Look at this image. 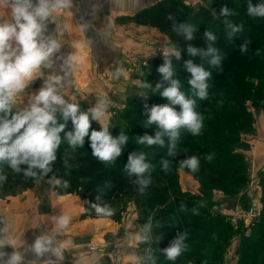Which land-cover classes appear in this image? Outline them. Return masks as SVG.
<instances>
[{"label": "trees", "instance_id": "trees-1", "mask_svg": "<svg viewBox=\"0 0 264 264\" xmlns=\"http://www.w3.org/2000/svg\"><path fill=\"white\" fill-rule=\"evenodd\" d=\"M221 2L220 9L227 6L237 15L228 19L234 24H242L243 31L229 36V28L221 20V23H211L205 11L192 12L190 8L181 0H163L156 4L138 11L133 16L127 18L138 24L148 25L157 28L160 32L172 38L177 46L182 50L181 59L173 58V66L179 69L177 79L187 82L191 79V73L186 70L185 62L189 59L196 66H203L205 70L212 73L209 79V99L203 100L198 105L199 112H209L214 110L211 105L217 104L222 107L221 112L217 111L215 120L205 117L204 127L199 136H192L187 130L181 129L180 137L176 143V157L168 156L169 146L165 137V146L148 147L137 143L138 136L144 133L155 134L156 129L145 128H114L110 132L113 136L119 135L123 131L128 135V143L122 149V154L114 163L104 164L98 161L91 154L90 139L85 137L83 147L72 151L63 139L65 133L62 132V143L57 152V159L52 165V172L41 178L52 179L56 177L61 181H68L69 187L64 188L63 184L54 185L53 190L57 195L77 194L84 202L86 209L89 205L99 203L101 206L111 205L115 201L126 199L132 201L136 207L139 221L148 219L146 225H150V231L146 233L148 240L145 245L148 249L147 260L149 264H220V251L226 245V240L233 231L227 217L216 213L214 218L212 212L206 210L201 202L188 198L180 192L175 181V176L180 167V162L192 156L200 158V164L204 171V179L218 186H231V192H238L244 188V164L242 156L233 151L239 143V134L246 132L250 126L238 120L237 116L229 115L226 112H245V102L253 101L264 106V18H252L247 15L248 5L244 7L237 0H215ZM260 0L259 3H261ZM238 3V4H237ZM252 5H257L251 1ZM172 16L177 23L185 22L196 25L197 31L192 41H185L172 31ZM224 18V17H223ZM212 31L216 37L213 45L219 49L222 56L220 66L210 64L211 57L199 56L189 57L187 47L190 44L198 49L207 50L208 42L204 33ZM246 40L251 41L249 50L241 53L240 48ZM259 49L260 55L256 56L255 51ZM164 63V57L149 60L151 72L158 76L157 69ZM222 67V71L220 68ZM163 90V89H161ZM155 101L161 105L167 104L165 98L159 94L149 93L144 105L150 107V103ZM209 106V107H207ZM176 109H180L177 105ZM197 108V109H198ZM209 108V109H207ZM211 108V109H210ZM138 113V114H139ZM204 116V115H203ZM217 117V120H216ZM131 124V123H130ZM71 120L68 121L65 132L72 131ZM99 129L91 126L89 132ZM132 152H144L147 162L153 165L150 172L152 183L141 193L140 186L135 183L136 177H129L124 171L127 164L128 155ZM156 153V154H154ZM212 155L213 159L208 161L206 157ZM168 159L171 162V171H162L161 161ZM26 166H21L25 168ZM0 171L6 175L5 182L0 183V197L17 196L34 186L37 179L26 177L23 171L13 172L7 162L0 163ZM206 176V177H205ZM40 179V178H39ZM210 183V184H211ZM204 187L211 185L202 180ZM97 197L100 200L97 201ZM183 203L185 210L181 211ZM196 208L199 215H194L192 209ZM144 223V221H143ZM184 232L188 233L185 243L188 245L186 251L175 261H169L163 253V249L170 246L171 242ZM214 235V236H213ZM213 238H210V237ZM204 244H207L205 246ZM208 250L211 254L203 256ZM239 264H264V219H261L259 226L252 231L251 238L241 243L239 249Z\"/></svg>", "mask_w": 264, "mask_h": 264}, {"label": "clouds", "instance_id": "clouds-1", "mask_svg": "<svg viewBox=\"0 0 264 264\" xmlns=\"http://www.w3.org/2000/svg\"><path fill=\"white\" fill-rule=\"evenodd\" d=\"M71 7L72 0H0V8L10 10L8 18L0 16V163L7 162L13 172L23 171L26 177L37 180L52 172V165L57 159V152L62 143V132L65 133L63 139L72 151L83 147L85 137H89L92 156L104 164L114 163L121 156L122 149L129 139L123 131L117 136L110 132L109 104L106 100L100 99L94 107L83 111L79 103L65 99L61 88L67 86L72 71L81 63L82 58L78 55L63 58L61 70L64 75H48L38 92L30 96L27 106L13 112L30 83L44 76V69L53 67V58L62 59L56 57L61 48L60 40L53 35H46L47 24L49 21H57L58 14ZM219 14L225 18L224 23L230 30V37L243 31L242 24H234L228 19L237 15L235 11L225 5L221 7ZM247 15L252 18H264V0L255 6L249 0ZM168 19L173 21L172 31L177 36L185 41L195 38L196 25L177 23L172 16ZM204 35L208 42L207 50L189 44L187 55L199 56L202 59L210 56V64L220 66L222 56L219 49L213 46L217 40L216 35L210 30ZM250 43L249 40L244 42L240 48L241 53L248 52ZM181 51L175 44H169L163 49L164 63L157 69L162 78L161 83L153 86L148 81H138V87L146 90L142 93L143 98L146 99L149 93H159L168 103L151 107L144 105L146 120L143 126L147 128L155 125L156 131L154 135L138 136L137 143L163 148L167 137L170 157L176 155V143L181 129L187 130L192 136H199L205 119L203 114L196 110V99L181 91L180 80L175 78L173 58L180 60ZM255 55H260L259 49L255 51ZM185 66L191 73V79L187 83L193 96L200 100L209 99L208 81L212 73L203 66H196L191 59L185 62ZM122 72L123 69L117 68L113 75L119 78ZM163 82H167L166 87ZM177 105L180 107L179 112L175 108ZM69 120L73 130L65 132ZM92 121L99 122V131L89 132ZM206 159L211 161L213 156L208 155ZM161 164L162 171H171V162L168 159L162 160ZM22 165L26 167L22 169ZM180 167L196 172L200 167V158L192 156L182 160ZM152 168L153 165L147 162L144 152H132L128 155L124 171L129 177H136L135 183L143 193L152 183ZM6 179V175L0 171V183ZM52 181L56 185L63 184L64 188L69 187L68 181H61L56 177H52ZM96 199L99 201L100 197ZM91 207L98 216L114 215V209L110 205L101 206L95 203ZM180 208L181 211L185 210L183 203ZM192 212L199 215L196 208H193ZM52 220L55 224L54 231L51 234L42 232L28 248L37 259L50 257L46 264H58L63 261L65 250L70 244L66 239H59L71 222L70 215L63 214L53 217ZM0 224H4V227H0V264H24V253L15 246L9 226L3 220H0ZM150 227L145 226V233L150 231ZM187 238V232L178 234L170 246L163 249L167 260L175 261L187 250ZM137 240L145 242L148 236L137 235ZM6 246H12L14 250L10 254L6 253Z\"/></svg>", "mask_w": 264, "mask_h": 264}, {"label": "rangeland", "instance_id": "rangeland-1", "mask_svg": "<svg viewBox=\"0 0 264 264\" xmlns=\"http://www.w3.org/2000/svg\"><path fill=\"white\" fill-rule=\"evenodd\" d=\"M133 1L137 5H142V0ZM148 1L149 0H146L145 5H148ZM160 1L163 0H151V6ZM181 1L186 4L192 12L205 11L210 18V22H215L211 25L213 28H215L218 23L222 24L221 20H225V18L219 14V4H221L219 1H216V3L215 0ZM237 1L239 4H243L244 7L249 3V0ZM251 1L256 4H259L260 2V0ZM130 2L131 0H102L101 7L105 12H102L101 14L110 16L107 10L110 11L112 9L121 8L123 4H129ZM137 12L138 11H135L128 15L123 12L119 15H116V12L114 13L113 26L111 28L108 24H106V26L104 24L103 26L106 33L113 35L112 42L106 41L107 38L104 36L102 39L103 41H106L105 44H108V46L104 47V52H97L98 54H96V58L98 61H96V63L93 58L89 59L91 63H95L97 65V69L95 71H93L94 69L91 67L85 69L86 80L89 83L87 84L86 81V84L74 86L69 82L67 86L69 89L68 91H70L73 87L77 89L76 93H70L69 97L71 98L72 96L75 98L71 99L72 102L79 103L83 111H87L88 109L94 107L100 99L108 102V115L111 131L114 128L142 129L140 127L144 125L146 117L145 114L140 115L139 112H143V102H145L147 98L145 99L142 97V93L146 90L138 87V81H148L152 83L153 86H155L156 83H161V75L158 73V76H155L151 72L149 60L164 57L163 49L169 44H175L177 46L172 38L160 32L157 28L144 24H138L133 20L127 19ZM57 22H59L60 25V31H57V36L59 39L61 38L64 41L66 47L68 48L69 43L67 40H69V38L61 16H59ZM117 68L123 69L119 78L113 75ZM173 68L175 70L176 78L179 76V69L176 66H173ZM58 70H61V68ZM71 78H73V71L69 77V81L72 80ZM93 80L99 81V84L93 85ZM163 83L166 87L167 82ZM26 90L27 88L25 91ZM181 91L185 92L190 98L196 99V110L198 111V105L203 102V100L193 96V93L186 81H181ZM19 104L21 107H24L21 105L22 102H19ZM152 105L161 104L152 101L150 103V107ZM207 105H211V108L214 110L201 112V114H203L204 117L215 120V115L217 113L215 106L218 110H220V112L222 107L214 103ZM244 105L246 108L245 112H248V115L243 116L239 112L238 114L234 112H226L229 115L237 116L238 120L240 119L246 123V126H250L246 132L242 131L239 134V143L233 148L234 152L242 156L245 171L244 188L234 193V191L231 192L232 185H225L221 187L217 184H212L207 179L203 178L205 170L203 171L201 164L199 170L196 172H192L187 168H179L175 176V181L177 182L180 192L187 195L188 198L197 200L198 202L200 201L206 210L209 209L212 212L213 218L216 213L227 217L231 227L236 230L230 234L229 238L226 240V245L219 253L220 264H239V249L241 247V243L251 238L252 231L259 226L261 219H264V106H261L258 103H253V101L249 100L246 101ZM16 110L17 108L14 107L13 112ZM176 110L178 112L180 111V109ZM204 123H206V121H204ZM91 126L97 129L101 128L99 122L97 121H92ZM148 128L156 129V126L152 125ZM144 134L154 135L149 132ZM202 180L208 184L211 183V186L204 187ZM250 183H252L253 187H256L257 189V195L253 197L260 202V213L254 221L253 226H246L243 219H245V212L250 209L252 204V196H250L252 193L249 191V187H247V184ZM81 202L83 203L84 208L83 213L80 215L82 220H109L113 223H117L121 228H124L121 230V233L126 232V224L129 223L132 228L134 225L136 230H140L139 235H146L144 231L145 222L147 221L149 223V221L146 218H143L144 223L143 221H139L136 207L132 201L122 199L112 203L110 206L114 209V215L111 217L98 216L91 205H89V208L86 209L84 202L82 200ZM210 238L213 237L211 236ZM114 241L115 240H113V238L112 240L105 238V241L88 243L86 253L88 255L94 253L104 258L108 257L111 252H115L118 257L123 258V254L125 252L131 251L138 255V264H149L147 260L148 249L145 242H139L137 238H133V240L128 241L130 244L123 243L122 241L115 243ZM204 245L207 246V244ZM143 253H145L144 256L141 255ZM210 254L211 253L208 250L202 253L204 257ZM186 264L193 263L188 262Z\"/></svg>", "mask_w": 264, "mask_h": 264}, {"label": "crops", "instance_id": "crops-1", "mask_svg": "<svg viewBox=\"0 0 264 264\" xmlns=\"http://www.w3.org/2000/svg\"><path fill=\"white\" fill-rule=\"evenodd\" d=\"M101 1L72 0V7L64 10L62 14H58L63 20L65 30H67L69 38L67 40L69 43L68 48L64 41L57 36V31H60L59 22H48L46 35H53L60 40L61 48L56 53V57L62 59L54 57L53 67L51 69H44V76L30 83L15 106L17 109L22 108L19 102H22V106H27L30 96L38 92L48 75L57 74L63 76L64 72L58 70L63 64V58L72 55H78L82 58L81 63L74 68L73 78L68 81L67 86L69 82L74 86L86 84L85 69L88 67L94 69L93 71L97 69V65L95 64L98 61L96 58L97 52H104V47L108 46L105 42H112L113 40V35L106 33L104 30V24L105 26L108 24L110 28L113 26L115 12L116 15H119L121 12L128 15L147 8L152 4L151 0H149L148 5H145L146 0H142V5H137L131 0L129 4H123L121 8L107 10L110 16H105L101 14L105 12L101 7ZM9 14V9L0 8V16L6 19L9 17ZM104 36L107 38L106 41L102 39ZM90 58H93L95 63H91ZM96 84H99V81L93 80V85ZM67 86L61 88L65 99H75L69 96L70 93H76L77 89L73 87L68 91ZM54 185L55 183L52 179L40 178L32 188L25 190L17 196L0 197V220H3L9 226V233L15 246L24 253V264H46V261L50 257L45 256L37 259L28 251V248L42 232L51 234L55 228L52 218L63 214L70 215L71 222L59 239H66L70 244L65 250L63 261L58 262V264H138V255L131 251L125 252L123 258L118 257L115 252H111L108 257L104 258L94 253L88 255L86 253L88 243L105 241V238L112 240L113 238L115 243L122 241L123 243L130 244L128 241L137 238L140 230H136L132 223L133 228L127 223L126 232L121 233V230L124 228H121L117 223H113L112 221L105 219L82 220L80 215L83 213L84 208L80 197L76 194L57 195L53 190ZM0 227H4V224H0ZM13 250L12 246H6L4 249L9 254ZM141 255L144 256L145 253ZM51 258L55 259L54 257Z\"/></svg>", "mask_w": 264, "mask_h": 264}, {"label": "built area", "instance_id": "built-area-1", "mask_svg": "<svg viewBox=\"0 0 264 264\" xmlns=\"http://www.w3.org/2000/svg\"><path fill=\"white\" fill-rule=\"evenodd\" d=\"M247 187H249V191L252 193V204L249 210L245 212V219L244 223L246 226H253L254 221L257 219L259 213H260V202L253 196L257 195L256 194V187H253V184H247Z\"/></svg>", "mask_w": 264, "mask_h": 264}]
</instances>
